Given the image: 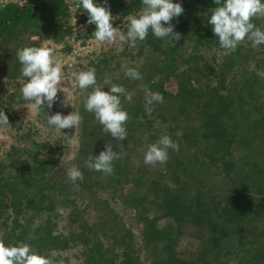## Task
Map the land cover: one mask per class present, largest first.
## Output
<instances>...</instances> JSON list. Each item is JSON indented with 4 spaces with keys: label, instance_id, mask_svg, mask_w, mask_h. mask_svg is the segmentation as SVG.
I'll return each mask as SVG.
<instances>
[{
    "label": "trees",
    "instance_id": "1",
    "mask_svg": "<svg viewBox=\"0 0 264 264\" xmlns=\"http://www.w3.org/2000/svg\"><path fill=\"white\" fill-rule=\"evenodd\" d=\"M173 3L184 9L171 21L181 34L175 47L149 30L136 47L117 40L108 48L91 47L83 64L76 56L75 73L94 68L105 91L110 78L132 93L131 101L120 97L129 119L127 138L119 141L84 109L92 89H79L75 76L69 83L77 104L72 111L83 122L76 136L73 129L58 134L77 141L74 166L83 173L78 188L57 167L59 154L39 158L40 150H60L61 144L31 139L32 147L17 153L11 146L7 160H0V240L6 246L27 244L51 264L69 258L75 264H264V79L256 74L264 71V44L253 48L246 39L223 55L208 24L219 5ZM107 6L113 25L126 33L127 17L139 13L142 0H107ZM87 19L76 0H0V78L27 81L17 57L24 47L71 55L74 39L84 45L93 37L95 25ZM252 22L264 29V17ZM124 67L137 69L142 79L126 77ZM69 69L63 64L62 74ZM156 92L163 102L148 113L146 97ZM19 93L9 100L22 101ZM63 100L59 92L52 109L40 110L43 119L64 115ZM10 101L1 100L0 110ZM165 134L179 151L169 149L164 164H145L147 146ZM106 143L120 154L111 175L85 166Z\"/></svg>",
    "mask_w": 264,
    "mask_h": 264
},
{
    "label": "clouds",
    "instance_id": "2",
    "mask_svg": "<svg viewBox=\"0 0 264 264\" xmlns=\"http://www.w3.org/2000/svg\"><path fill=\"white\" fill-rule=\"evenodd\" d=\"M219 5L211 9L208 24L212 26V31L218 37L223 55L234 52L237 46L246 39L251 41L253 48L264 44V29L257 27L253 18L264 17V2L262 0H214ZM77 6H82L87 12L88 25H95L92 36L97 42L127 43L130 47H136L138 41H144L149 30L158 39L165 40L167 44L175 47V42L181 39V34L174 31L171 23L174 17L183 14L184 9L180 3H173V0H142V8L136 15L127 17L129 26L126 33L120 27H113L112 21L115 19L107 6V0L103 5H98L94 0H76ZM165 24L167 26H165ZM17 57L22 65L21 75L27 78V82L21 88L22 98L30 101L33 112H39L46 105L50 110L58 99V93L62 91V65L63 61L55 54L51 47H24L17 51ZM124 75L133 80H141V73L130 67L123 68ZM257 76L264 79V71H257ZM78 87L81 90L89 88L84 100V109L94 113L96 120L103 129L110 133L113 138L123 141L127 138L125 124L129 117L128 113L121 106V96L131 101L132 93L126 91L122 85L112 83L110 78L104 80V84L110 85L105 91L97 84L94 68L80 70L74 74ZM144 88V85H140ZM161 93H151L146 97L145 111L151 113L154 103H162ZM65 100L61 101V106H67ZM83 122V117L79 111H72L67 115L57 112L47 115V123L54 126L57 131L62 129H73ZM9 125L8 116L0 110V127ZM181 136V132L176 133ZM179 151V144L165 134L155 143L147 146L144 153V163L147 165L164 164L168 160V150ZM120 159V154L113 151L111 143H106L104 150L98 156H90L86 161V167L103 172L107 175L113 174V161ZM68 180L74 187L77 180L83 181V173L75 166L67 172ZM64 208L58 207L57 212L64 214ZM0 264H51V261L40 254L32 252L29 245L6 246L0 240Z\"/></svg>",
    "mask_w": 264,
    "mask_h": 264
},
{
    "label": "rangeland",
    "instance_id": "3",
    "mask_svg": "<svg viewBox=\"0 0 264 264\" xmlns=\"http://www.w3.org/2000/svg\"><path fill=\"white\" fill-rule=\"evenodd\" d=\"M264 2V0H262ZM125 25V24H124ZM84 24L75 26V31H80ZM113 27H120L122 31V25ZM72 54L62 55L58 54V57L61 58L63 64H66L70 67L68 73L62 74V82L61 94L63 99L66 100L67 106H61L62 110H65L64 115L69 114L70 112H66L67 109L72 111L77 104L72 102V97L68 90L70 89V84L73 83V76L75 74L74 70L77 67V59L76 56L79 57V61H81V56L91 47L95 46H103L107 47L111 45V43L104 42L105 45H102L101 42L95 41L94 37L85 40V44L81 45V39H74L72 43ZM84 63V60L81 61ZM27 81H23L20 79H9L7 77L0 78V101H10L9 97L16 99L17 96H13V94H18L24 83ZM19 83L22 84L19 88ZM11 95V96H10ZM19 97H22V94L19 93ZM18 98V97H17ZM31 102L26 101L22 98V101H10L9 107L2 105V109L5 114H8L9 125L6 127H0V160L3 162L7 160L6 155L10 151V147L14 146L17 149V153H20L23 148L32 147L30 144V140L32 139L35 142L47 141L53 147L55 145L61 144L60 150H40L39 158H44L50 155H57V167H60L68 172V170L75 165V151L77 147V141L73 137L69 140L65 138H61L58 134V131L54 128V126H50L47 123V120L43 119V116L39 112H33L30 107ZM39 113V114H38ZM63 114L62 112H60ZM47 118V114H46ZM16 126H19L17 129ZM23 133H26L24 137H22ZM72 136L77 135V127L73 128ZM76 138V137H75ZM65 144H64V143ZM14 153L13 155H15ZM71 252V251H69ZM69 258V257H68ZM61 264H75L73 258H69L68 262L61 261Z\"/></svg>",
    "mask_w": 264,
    "mask_h": 264
}]
</instances>
